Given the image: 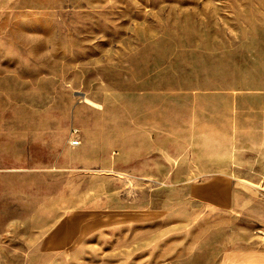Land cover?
<instances>
[{"label":"rangeland","instance_id":"1","mask_svg":"<svg viewBox=\"0 0 264 264\" xmlns=\"http://www.w3.org/2000/svg\"><path fill=\"white\" fill-rule=\"evenodd\" d=\"M194 98L234 100L257 134L228 209L127 166L129 105L142 123L155 100ZM243 249H264V0H0V264H218Z\"/></svg>","mask_w":264,"mask_h":264},{"label":"crops","instance_id":"2","mask_svg":"<svg viewBox=\"0 0 264 264\" xmlns=\"http://www.w3.org/2000/svg\"><path fill=\"white\" fill-rule=\"evenodd\" d=\"M239 109L234 100H155L140 123L132 120L129 105L124 140L128 168L171 172L175 179L181 177L179 184L188 187L191 199L228 209L233 203L229 173L240 158V141L257 136ZM135 149L143 155L134 154ZM218 264H264V249L224 252Z\"/></svg>","mask_w":264,"mask_h":264},{"label":"built area","instance_id":"3","mask_svg":"<svg viewBox=\"0 0 264 264\" xmlns=\"http://www.w3.org/2000/svg\"><path fill=\"white\" fill-rule=\"evenodd\" d=\"M70 135L74 138L73 140H71L70 145L71 146H78L79 145V140L78 138V131L75 129H72L70 132Z\"/></svg>","mask_w":264,"mask_h":264}]
</instances>
